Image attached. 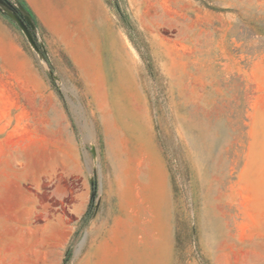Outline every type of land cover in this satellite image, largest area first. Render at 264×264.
I'll use <instances>...</instances> for the list:
<instances>
[{
	"label": "rangeland",
	"instance_id": "374dc122",
	"mask_svg": "<svg viewBox=\"0 0 264 264\" xmlns=\"http://www.w3.org/2000/svg\"><path fill=\"white\" fill-rule=\"evenodd\" d=\"M8 1L0 0L14 38L0 40L2 213L34 202L44 214L36 222L66 213L65 257L80 264L119 212L107 193L113 127L127 154L149 151L136 85L173 198L169 208L152 170L141 188L151 194L128 214L122 264H142L153 244L158 264H264V0H47V29ZM79 25L93 49L73 36ZM110 40L125 53L112 72ZM76 160L83 174L63 176ZM93 184L94 215L77 221L72 210L85 193L89 203Z\"/></svg>",
	"mask_w": 264,
	"mask_h": 264
},
{
	"label": "crops",
	"instance_id": "0c3cea01",
	"mask_svg": "<svg viewBox=\"0 0 264 264\" xmlns=\"http://www.w3.org/2000/svg\"><path fill=\"white\" fill-rule=\"evenodd\" d=\"M35 15L42 21L47 29V0H25ZM88 14V13H87ZM87 16L84 13V21ZM88 20V19H87ZM75 28V27H72ZM0 40H14L11 30L0 21ZM137 100L135 107L143 114V126L146 132V143L149 146L148 152H140L130 156L124 148V137L121 128L113 127L114 135L109 136L107 145V164L113 175L109 181L107 193L109 196H116L118 200V215L112 217L111 225L97 237L91 245L89 253L80 264H122L125 247L127 245V232L130 228L128 218L129 212L135 214L138 206L143 203L144 195H150L151 191L143 192V186L151 184V171L157 173L159 178V194L169 208L173 198V190L169 175L164 169L162 154L157 143L147 98L142 90L135 85ZM110 110L111 107H110ZM133 146L139 145V139L132 140ZM48 166V165H47ZM83 167L79 160L73 165L61 166L63 176H78L83 174ZM131 171V176L125 174ZM157 190V191H158ZM130 195L126 196L125 192ZM85 193L82 201L72 210L77 221L85 215L89 203ZM134 203L135 207H127V204ZM18 210L11 214L2 213L0 207V264H21V262H33L44 260V264H63L65 252L71 239L73 230L68 224V215H58L45 218L42 222H36V216L43 217L42 209L35 206ZM145 205V204H142ZM91 235L96 234L100 227L97 224L90 226ZM70 231V234H69ZM141 233L137 234V240ZM129 236V235H128ZM21 245L27 247L22 251ZM37 245L42 249H37Z\"/></svg>",
	"mask_w": 264,
	"mask_h": 264
},
{
	"label": "bare ground",
	"instance_id": "6f19581e",
	"mask_svg": "<svg viewBox=\"0 0 264 264\" xmlns=\"http://www.w3.org/2000/svg\"><path fill=\"white\" fill-rule=\"evenodd\" d=\"M71 29H69V30H71ZM76 29H80L81 33H79V34H77V33L74 34L73 33V36H75L79 40H83V42H85L88 50L89 49H93V47L96 45L95 41H90L91 38H89L88 35H86L84 32H82V26L81 25L76 26L75 30ZM69 30H68V32H71ZM108 51H109V53L111 55L110 56V70H111V72L114 71V62H115V67H116V63H118L119 65H124L125 64V62H124L125 53L123 52L124 50H121L117 46V43H116L115 40H110ZM103 76H104V79H105L106 78L105 75H103ZM129 173H130V171L126 173V176H128ZM153 175H154V181H153L154 182V187H155V189H158V187H159V182L158 181L159 180L157 178V174H153ZM143 242L147 243V241L145 239H144ZM158 245L157 244H153V246L151 247L150 255L147 256V259L144 260V262L142 264H147L148 258L153 262L152 264H158V258H159V252H160V248H159Z\"/></svg>",
	"mask_w": 264,
	"mask_h": 264
},
{
	"label": "trees",
	"instance_id": "16d2710c",
	"mask_svg": "<svg viewBox=\"0 0 264 264\" xmlns=\"http://www.w3.org/2000/svg\"><path fill=\"white\" fill-rule=\"evenodd\" d=\"M18 1L21 4V6L25 9V11L29 14V16L34 21H36L35 18H34V15L32 13V10L29 7V5L26 3V1L25 0H18ZM91 191H92V195H91V198H90V201H89V205H88V208H87V211H86L85 215L82 218V220L84 222H87L90 219H92V217L94 215V212H95V208H96L97 189H96L94 184L91 187ZM68 263H69V259H68V253H67L66 257H65V259L63 261V264H68Z\"/></svg>",
	"mask_w": 264,
	"mask_h": 264
},
{
	"label": "water",
	"instance_id": "95a60500",
	"mask_svg": "<svg viewBox=\"0 0 264 264\" xmlns=\"http://www.w3.org/2000/svg\"><path fill=\"white\" fill-rule=\"evenodd\" d=\"M1 1H3V2L7 3L8 5L12 6L11 3L8 0H1Z\"/></svg>",
	"mask_w": 264,
	"mask_h": 264
}]
</instances>
